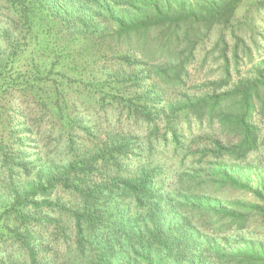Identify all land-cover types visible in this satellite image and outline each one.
Segmentation results:
<instances>
[{"label":"trees","instance_id":"obj_1","mask_svg":"<svg viewBox=\"0 0 264 264\" xmlns=\"http://www.w3.org/2000/svg\"><path fill=\"white\" fill-rule=\"evenodd\" d=\"M0 8V264H64L65 222L78 264H264V0ZM110 108L129 129L101 138Z\"/></svg>","mask_w":264,"mask_h":264},{"label":"rangeland","instance_id":"obj_2","mask_svg":"<svg viewBox=\"0 0 264 264\" xmlns=\"http://www.w3.org/2000/svg\"><path fill=\"white\" fill-rule=\"evenodd\" d=\"M7 26L6 24V17H5V12L0 8V29L2 27ZM262 31H264V24L262 26ZM264 57V54H263ZM172 95H168L167 98H172ZM26 108H28V106H25ZM24 112H27V114H30V108L28 109H24ZM90 111H92V109H90ZM120 111L116 108H110V112L108 114V117L106 118L104 115L99 114L97 117L99 119H89L91 123H93L92 125H97V127L99 128L98 131L101 132L102 136H100L101 138L104 137L106 132H110L111 134L114 132H117L118 130H125V129H129V125L130 122L127 120L126 115H120L121 113H119ZM94 113H96L94 111ZM30 119H32V117H30ZM108 119V120H106ZM20 119L17 118L14 123L19 124ZM101 129L103 130H100ZM50 129L47 127L45 128V130H43L40 135L42 138L41 141V149H44V154H48L49 157H52L58 160V162H61V158L60 154H51L53 151L55 150V146H57V142H56V137H58V134H55L54 138H50V133H49ZM51 139V140H50ZM28 146L35 150V144L34 142L28 141ZM60 148V145H58ZM57 152V151H56ZM168 154V153H167ZM164 149H160V155H167ZM255 168L253 169L252 173L253 176L250 177V179L256 183H260V182H264V156L263 155H254L253 156V161L251 163ZM173 161L171 160H167V169L165 171V173L167 174V184L168 183H173L175 181V176H174V172H173ZM133 166H137V161H135L132 165ZM169 168V169H168ZM3 168L0 167V172L3 173ZM4 176L1 177V179H3ZM105 180V176H103L102 174L98 173L93 175V177H91V179L87 180L90 184V186H94L97 185L99 183H101L102 181ZM61 197L62 199H66L68 200L70 198V196L66 193H64V191L61 192ZM64 218V217H63ZM65 234L61 235L60 233L58 234L57 237H51L50 239L52 240L51 243H53L54 245L59 244L60 242L64 245L63 249L61 250V262L64 264H68L69 261L72 264H78L75 260L76 255L79 253V249H78V245L76 242L77 236L75 233V227L74 224H69L66 222L62 223ZM55 230V226L53 227ZM63 231V233H64ZM67 235V239L66 242L64 240L65 236ZM261 238H263L264 240V230L260 231L259 234ZM85 236H86V241L89 242V238L90 235L89 233L86 231L85 232ZM63 241V242H62ZM87 242V244L89 245V243ZM72 249V253L69 254V252L67 251V249ZM89 248V247H88ZM81 264H86V262H82Z\"/></svg>","mask_w":264,"mask_h":264}]
</instances>
